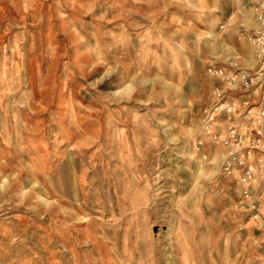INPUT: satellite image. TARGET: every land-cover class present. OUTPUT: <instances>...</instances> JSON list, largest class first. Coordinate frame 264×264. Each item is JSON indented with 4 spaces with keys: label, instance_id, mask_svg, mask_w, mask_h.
<instances>
[{
    "label": "rangeland",
    "instance_id": "rangeland-1",
    "mask_svg": "<svg viewBox=\"0 0 264 264\" xmlns=\"http://www.w3.org/2000/svg\"><path fill=\"white\" fill-rule=\"evenodd\" d=\"M250 3L0 0V264H264L202 129Z\"/></svg>",
    "mask_w": 264,
    "mask_h": 264
},
{
    "label": "built area",
    "instance_id": "built-area-1",
    "mask_svg": "<svg viewBox=\"0 0 264 264\" xmlns=\"http://www.w3.org/2000/svg\"><path fill=\"white\" fill-rule=\"evenodd\" d=\"M255 28L240 36L254 46L257 67L209 65L207 72L219 80L214 97L203 113L202 129L222 149L221 169L227 175L241 171L242 195L254 219L260 216L256 188L264 182V0H251ZM229 21L219 24L226 33ZM199 143V149L202 146Z\"/></svg>",
    "mask_w": 264,
    "mask_h": 264
},
{
    "label": "crops",
    "instance_id": "crops-1",
    "mask_svg": "<svg viewBox=\"0 0 264 264\" xmlns=\"http://www.w3.org/2000/svg\"><path fill=\"white\" fill-rule=\"evenodd\" d=\"M217 65H219V64H217ZM209 76H210V75H209ZM211 77H212V76H211ZM215 86H216V85H215ZM261 190H262V189L259 190V196H260V197H261ZM260 197H259V198H260Z\"/></svg>",
    "mask_w": 264,
    "mask_h": 264
}]
</instances>
